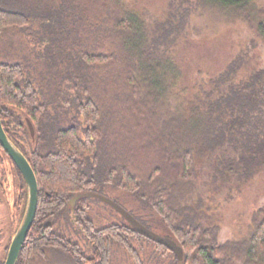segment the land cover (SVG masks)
Segmentation results:
<instances>
[{"label": "trees", "instance_id": "obj_1", "mask_svg": "<svg viewBox=\"0 0 264 264\" xmlns=\"http://www.w3.org/2000/svg\"><path fill=\"white\" fill-rule=\"evenodd\" d=\"M194 11L209 12L215 27L196 24L193 37L239 25L242 36L252 35L249 47L264 48L259 0H180L165 20L140 15L125 0H0V118L31 164L39 196L17 264H113L116 247L145 264L136 238L181 264L125 222L98 224L88 202L97 199L82 198L72 211L73 197L101 186L128 192L155 213L183 248L182 264H264V207L253 213L247 238L222 240L220 227L203 220L196 193L203 162L210 184L228 191L264 169V63L240 79L247 48L186 98L169 46ZM0 153L8 156L1 146ZM14 168L25 214L28 188Z\"/></svg>", "mask_w": 264, "mask_h": 264}, {"label": "rangeland", "instance_id": "obj_2", "mask_svg": "<svg viewBox=\"0 0 264 264\" xmlns=\"http://www.w3.org/2000/svg\"><path fill=\"white\" fill-rule=\"evenodd\" d=\"M264 5V0H259ZM180 0H125L128 8L140 15L151 13L150 17L160 20L167 19L170 4L173 7L179 6ZM185 6H188L185 4ZM188 25L181 37L177 36L173 45L169 46L177 65L181 68L182 78L178 82V91L185 88L184 96L191 98L195 93L194 85L201 79L208 80L223 72L228 65L238 59L240 53L246 52V64L239 72V78H245L253 70L264 63V48H251V33L249 37L242 36L244 30L240 26H232L221 30L216 34H203L201 37H193L191 32L194 25L204 24L206 28L215 27L212 22V15L207 13L191 12ZM153 14V15H152ZM180 15H178V18ZM177 17L175 21L177 22ZM209 23V25L207 24ZM211 31V30H208ZM176 35V34H174ZM251 48V49H249ZM74 93L73 90H71ZM54 114V109L51 110ZM72 116L83 122L75 109H72ZM31 133V132H30ZM36 134V133H35ZM27 150L31 146L28 142L24 145ZM0 175L3 180L0 189V263L7 257L8 247L20 226L23 219V202L19 199L20 178L16 173L11 159L4 153H0ZM200 180L196 193L205 202V209L202 212L203 220L206 223H214L220 227V238L222 240H242L249 236L253 213L260 207H264V169L243 185L241 190L224 188L223 183L210 184L208 162L200 164ZM219 187V189H218ZM220 190V191H219ZM94 192L102 194L107 198L115 200L124 209L130 212L142 224L152 231L167 235L168 232L159 221L155 213L140 208V201L134 195L114 189L108 186L96 188ZM195 194V192H194ZM92 199V198H90ZM196 200V196H195ZM93 204L98 224L107 222L127 223L111 207H105L101 203L88 200ZM104 204V203H103ZM92 208V207H91ZM111 208V209H110ZM83 243V240L81 241ZM134 246L142 251L145 264H168L169 254L165 257L161 252L142 240L134 239ZM140 251V252H141ZM113 264H135L128 252L122 248H115Z\"/></svg>", "mask_w": 264, "mask_h": 264}, {"label": "water", "instance_id": "obj_3", "mask_svg": "<svg viewBox=\"0 0 264 264\" xmlns=\"http://www.w3.org/2000/svg\"><path fill=\"white\" fill-rule=\"evenodd\" d=\"M28 126L31 132L32 137H35V128L30 120H28ZM0 146L6 152V154L10 157L13 163L21 172L27 188H28V199L27 206L24 217L18 230L16 231L5 263L4 264H17L18 258L20 256L21 250L24 246V243L28 237V234L32 228L34 220L36 218L37 209H38V182L35 175V172L29 163L28 159L25 155L14 145V143L10 140L7 133L4 130L2 125V121L0 118ZM82 198H94L99 200L100 202L106 204L115 210L129 225V227L139 235L162 245L172 251L179 263L184 262V250L183 248L169 235H160L150 228L142 224L139 220H137L130 212L124 209L121 205H119L115 200L107 198L106 196L96 193V192H86L79 195H76L70 200V206L74 207L78 201Z\"/></svg>", "mask_w": 264, "mask_h": 264}, {"label": "flooded vegetation", "instance_id": "obj_4", "mask_svg": "<svg viewBox=\"0 0 264 264\" xmlns=\"http://www.w3.org/2000/svg\"><path fill=\"white\" fill-rule=\"evenodd\" d=\"M2 182H3V180H2V178H1V175H0V185H2ZM81 200V199H80ZM79 200V201H80ZM79 201H78V203H79ZM77 203V204H78ZM77 204L74 206V207H72L71 206V209H72V211H74L75 212V209H76V207H77ZM83 212V209H81L80 210V214ZM79 217H76V219H78ZM77 225H80L81 226V223L79 222V221H77ZM12 242V241H11ZM86 242V241H85ZM11 245V244H10ZM10 245H9V247H8V251H9V248H10ZM7 254H8V252H7Z\"/></svg>", "mask_w": 264, "mask_h": 264}]
</instances>
